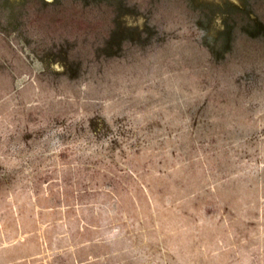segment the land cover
Masks as SVG:
<instances>
[{"label": "rangeland", "instance_id": "obj_1", "mask_svg": "<svg viewBox=\"0 0 264 264\" xmlns=\"http://www.w3.org/2000/svg\"><path fill=\"white\" fill-rule=\"evenodd\" d=\"M0 264H264V0H0Z\"/></svg>", "mask_w": 264, "mask_h": 264}]
</instances>
